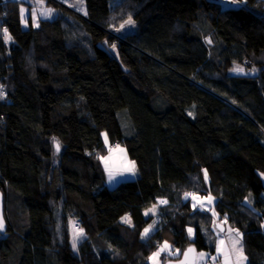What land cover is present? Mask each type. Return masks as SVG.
Instances as JSON below:
<instances>
[{
  "label": "trees",
  "instance_id": "1",
  "mask_svg": "<svg viewBox=\"0 0 264 264\" xmlns=\"http://www.w3.org/2000/svg\"><path fill=\"white\" fill-rule=\"evenodd\" d=\"M31 2L0 1V264H151L164 241L213 252L215 220L264 264V4L84 0L82 16L44 0L55 18L23 29ZM114 146L137 175L109 189Z\"/></svg>",
  "mask_w": 264,
  "mask_h": 264
},
{
  "label": "rangeland",
  "instance_id": "2",
  "mask_svg": "<svg viewBox=\"0 0 264 264\" xmlns=\"http://www.w3.org/2000/svg\"><path fill=\"white\" fill-rule=\"evenodd\" d=\"M55 2H61L64 6H66L69 10L73 11V12H76L77 14L79 15H82L84 16L85 15V12H86V8H85V3H84V0L82 3H80V0H54ZM120 0H113L112 2V6H114L115 4H117ZM222 7H233L234 4L231 3V0H218ZM71 5V6H70ZM31 8L29 7H26V6H22L21 8H24L26 11H25V20L27 22V26H25L24 23L21 22V25H22V28L23 29H27L28 26H29V20L30 23H31V26L32 27H37V26H33V23H32V18H31V13L33 11H36L37 13V16H38V23H39V20H53L56 16V13H55V10L53 9L52 13L48 16H40L39 13L40 11L43 9V8H50V7H46L45 6V2L44 4L41 6L40 4L37 3V0H32L31 2ZM20 8V9H21ZM52 9V8H51ZM20 17H21V14H20ZM127 20V19H126ZM124 20L123 22H121L120 24H118V26L114 27V28H111L110 30V33L113 34L114 36H116L118 39L119 38H122L130 33H133L135 30H136V25L135 23L133 25H125L124 28H120V25L121 24H124V22L126 21ZM117 29H120L119 31H117ZM237 66L239 65H235L232 69L229 70L228 74L229 75H246V74H249L246 72V70L239 66L240 68H242L244 71L242 73H238V72H235L233 71V69H235ZM110 149L112 151H110ZM119 149H123L124 151L123 152H120ZM109 151V155L106 156V157H111V159L108 161V169L111 170L112 172V175L114 176V179L110 180L109 179V171L106 170V167H105V163L103 162V166H104V169H105V172H106V185L109 189H112L113 187H115L117 185V183L121 182V181H126V180H130V179H134L137 175L136 173V170H135V174H132L130 172H126V171H123V166L127 163V161H130L126 155V152H125V149L122 147V146H119V148H117V146H114L112 148H108L107 149ZM125 156H126V159H125ZM123 173V174H121ZM191 195H189L187 198L185 197L184 195V199L186 200H190L192 202V204H196V208H201V202L204 204V206L206 207L207 206V198H203L201 196H198V195H194L196 197L199 198V200H194L193 199V195L192 193H189ZM160 200H165V199H159L154 205H156V211L155 213H149L148 215H145L146 217H149V216H153L154 218L156 217L157 213H158V209L161 208V207H164L167 205L166 204H159V201ZM166 201V200H165ZM201 206V207H200ZM203 206V207H204ZM153 206H151L150 208H152ZM148 208V209H150ZM147 209V210H148ZM146 210V211H147ZM145 211V212H146ZM144 212V214H145ZM123 222V221H122ZM156 221H154L153 223L149 224V225H152V229L150 230V232L148 233L151 234L154 229H155V223ZM223 222V221H222ZM212 231L214 234H217V233H220L216 228H215V225L217 223V220H215L214 222H212ZM148 225V227H149ZM69 232H70V238L72 240V243H73V236L76 234V232L79 230L77 228V222L73 221L70 223V226H69ZM228 230H230L228 227H227ZM193 236V235H192ZM192 236H189L190 238H192ZM83 239V236H80L77 240H76V245ZM165 242L167 241H164L162 242L155 250L158 251V249L160 248V246H162ZM168 243V242H167ZM170 245V248L165 251V252H161L160 256L158 257V262L159 264H166L165 262L166 261H169V260H173V259H177L179 258L181 255H182V251L179 250V249H175L174 246L170 243H168ZM169 252L173 253L172 255H169ZM200 252H198L197 254H199ZM175 255V257H173ZM151 264H153L152 260H150ZM196 264H202L201 262H197L195 261Z\"/></svg>",
  "mask_w": 264,
  "mask_h": 264
},
{
  "label": "snow or ice",
  "instance_id": "3",
  "mask_svg": "<svg viewBox=\"0 0 264 264\" xmlns=\"http://www.w3.org/2000/svg\"><path fill=\"white\" fill-rule=\"evenodd\" d=\"M82 2H83V0H80V3H82ZM37 3L42 6L44 4V0H37ZM231 3L234 4V5H236V4H243L244 3V0H231ZM25 11L26 10L24 8H21L20 9L21 22L24 23L25 26H27V22L25 20ZM52 11H53V9H51V8H43L40 11L39 15L40 16H48V15H50L52 13ZM31 18H32L33 26H38V16H37L36 11H33L31 13ZM134 23H135L134 20L131 18V16H129V18L124 22V24H121L120 25V28H124L125 25H133ZM119 30L120 29H117V31H119ZM3 33H4V40H5V42L10 41L12 39V37L8 33V29L7 28H4L3 29ZM209 43H211V41H209ZM112 47L115 48L116 47L115 44H113ZM233 71L238 72V73H242L244 70L242 68H240L239 66H237L235 69H233ZM0 98H3V92L2 91H0ZM105 140L107 142V137H105ZM55 147H56V151L59 152L60 145H59L58 142L55 143ZM117 148H119V146H117ZM110 151H112V150L110 149ZM119 151L120 152H123L124 150L123 149H119ZM100 159H101L102 162L105 163L106 170L109 171V179L110 180L114 179V176L112 175L111 170L108 169V161L111 159V157H100ZM125 159H126V156H125ZM123 171L130 172L132 174H135V162L134 161H127V163L123 166ZM121 174H123V173H121ZM205 179H207V172H205ZM189 195H191V194L185 193V197L186 198ZM193 199L194 200H199V198L196 197V196H194V195H193ZM212 199L213 198L209 195L207 197V202L208 203H211L212 202ZM166 203H167V201H165V200H160L159 201V204H166ZM201 206L203 207V203L202 202H201ZM156 207H157L156 205H153L152 208L148 209L145 212V215H148L149 213H153L154 214L155 211H156ZM195 207H196V204L194 203L193 204V208H195ZM213 215H215V213H213ZM122 221L124 223L131 224V220H130L129 217H122ZM3 227H4L3 222L0 221V231L3 230ZM151 229H152V225H149L148 228H145L144 229V232L142 233V238L145 237V236H147ZM188 233H189V236H192L193 235V229L189 228L188 229ZM83 234H84V230L81 228L73 236V248L76 247V240L80 236H83ZM239 235H240V233L237 232V236H239ZM239 244H240V240H236L234 242L233 247H234V250L235 251H238L241 254V258H242V247L236 248V245H239ZM169 248H170V245L167 242H165L162 246H160V248L158 249V251L154 252L152 254V256L149 257V259L152 260L153 264H159L158 257L160 256L161 252H165ZM193 251H194V249L189 248L188 251L184 253L185 257L187 258L188 253L189 252H193ZM218 251H220L219 247H218ZM172 254L173 253L169 252V255H172ZM204 255H205L204 253H200L199 254V256H200L201 259H203ZM181 264H186V262H181ZM225 264H230V259L228 257L225 258Z\"/></svg>",
  "mask_w": 264,
  "mask_h": 264
},
{
  "label": "crops",
  "instance_id": "4",
  "mask_svg": "<svg viewBox=\"0 0 264 264\" xmlns=\"http://www.w3.org/2000/svg\"><path fill=\"white\" fill-rule=\"evenodd\" d=\"M41 20V19H40ZM39 20V21H40ZM39 25V23H38ZM38 27V26H37ZM36 28V27H34ZM262 178V183L264 185V176ZM222 225H224V231L219 234L214 235L215 240L213 244V252L209 251H201L200 253H204L203 259L200 258L199 254L196 253V261L201 262L202 264H225V258L228 257L230 259V264H247V259L244 255L243 247H242V235L239 231L232 229L224 222L220 221ZM227 227L230 229L228 230ZM264 228V225H263ZM237 232L240 233L237 236ZM236 240H240V244L236 245V248L242 247V258L241 254L238 251L234 250V242ZM218 247L220 251H218ZM175 257V255L173 256ZM175 260V259H173ZM172 261V260H170ZM196 264V262H195Z\"/></svg>",
  "mask_w": 264,
  "mask_h": 264
},
{
  "label": "water",
  "instance_id": "5",
  "mask_svg": "<svg viewBox=\"0 0 264 264\" xmlns=\"http://www.w3.org/2000/svg\"><path fill=\"white\" fill-rule=\"evenodd\" d=\"M260 1L264 4V0H260ZM0 221L3 222V220H2V198H1V196H0ZM215 228L219 232H223L224 231V227H223L222 224L216 223ZM188 249H186L182 253L181 258H179L178 260L169 261L166 264H181V262H186V264H195V261H196V252H195V250L193 252H189L187 258L184 255V253L187 252ZM191 249H193V248H191Z\"/></svg>",
  "mask_w": 264,
  "mask_h": 264
},
{
  "label": "built area",
  "instance_id": "6",
  "mask_svg": "<svg viewBox=\"0 0 264 264\" xmlns=\"http://www.w3.org/2000/svg\"><path fill=\"white\" fill-rule=\"evenodd\" d=\"M1 2H4V1H6V0H0ZM13 1H22V2H26L27 3V1L28 0H13ZM239 6H242V4H238Z\"/></svg>",
  "mask_w": 264,
  "mask_h": 264
}]
</instances>
